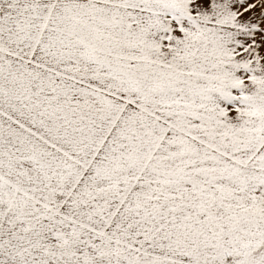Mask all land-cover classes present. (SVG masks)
Returning <instances> with one entry per match:
<instances>
[{
    "label": "snow or ice",
    "instance_id": "snow-or-ice-1",
    "mask_svg": "<svg viewBox=\"0 0 264 264\" xmlns=\"http://www.w3.org/2000/svg\"><path fill=\"white\" fill-rule=\"evenodd\" d=\"M0 264H264V0H0Z\"/></svg>",
    "mask_w": 264,
    "mask_h": 264
}]
</instances>
